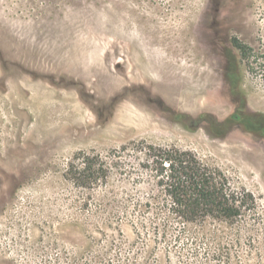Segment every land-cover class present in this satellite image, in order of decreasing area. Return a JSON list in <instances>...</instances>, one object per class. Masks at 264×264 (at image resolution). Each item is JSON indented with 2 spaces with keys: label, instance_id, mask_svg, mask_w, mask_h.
<instances>
[{
  "label": "rangeland",
  "instance_id": "1",
  "mask_svg": "<svg viewBox=\"0 0 264 264\" xmlns=\"http://www.w3.org/2000/svg\"><path fill=\"white\" fill-rule=\"evenodd\" d=\"M137 146L223 172L243 217L161 228ZM83 155L107 185L67 179ZM125 200L149 224L105 221ZM0 264H264V0H0Z\"/></svg>",
  "mask_w": 264,
  "mask_h": 264
},
{
  "label": "trees",
  "instance_id": "2",
  "mask_svg": "<svg viewBox=\"0 0 264 264\" xmlns=\"http://www.w3.org/2000/svg\"><path fill=\"white\" fill-rule=\"evenodd\" d=\"M234 45L244 53L247 47L238 40ZM143 155V168L153 174L160 196L163 197L166 210L153 208L150 214H155L161 221V228H171L175 223L182 225L183 230L190 227L206 225L211 222L229 224L240 220L246 210L247 196L231 187L226 175L203 164L191 152L175 147H136ZM127 147L123 148L125 151ZM110 167L98 155H83L81 162H72L68 170V180L75 187L95 190L108 184ZM158 196L152 198L153 206H157ZM105 204L108 207L106 198ZM90 203H88L89 205ZM130 202L123 201L121 211L116 213L106 210L105 221L129 219L136 225L149 224L145 213L131 212ZM166 205V206H165ZM138 204H134L135 208ZM141 207V205H139ZM153 223V222H152ZM154 224V223H153Z\"/></svg>",
  "mask_w": 264,
  "mask_h": 264
}]
</instances>
